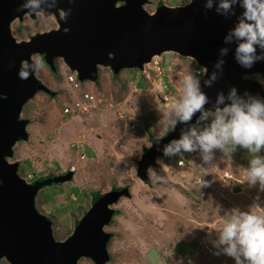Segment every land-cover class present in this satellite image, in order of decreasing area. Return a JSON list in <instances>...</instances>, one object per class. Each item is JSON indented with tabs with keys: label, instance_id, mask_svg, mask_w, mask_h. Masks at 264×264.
I'll list each match as a JSON object with an SVG mask.
<instances>
[{
	"label": "rangeland",
	"instance_id": "obj_1",
	"mask_svg": "<svg viewBox=\"0 0 264 264\" xmlns=\"http://www.w3.org/2000/svg\"><path fill=\"white\" fill-rule=\"evenodd\" d=\"M163 1L169 5L184 3ZM155 2L152 0L146 9L153 12ZM54 25L53 18L42 14L26 15L13 21L12 32L18 40H25ZM33 57L38 60L40 55ZM157 58L161 73L151 66V73L143 72L146 77L137 68L121 70L118 76L123 83L128 82L129 90L126 96L122 93V99L115 98L114 106L106 101L110 93L113 96L118 90L111 73L113 84L107 93L109 83L106 86L104 79L98 83L78 80L80 87L75 88L67 80L70 69L60 67V82H56L54 72L39 62L37 76L58 93L52 97L39 91L23 105L21 116L30 119L29 138L16 142L14 156L9 160L19 161V174L25 178L33 175L30 181L62 174L74 165L71 180L45 186L36 195L37 208L54 216L53 231L58 240L73 232L76 220L92 205L93 191L104 193L113 186L130 185L132 195L116 203L120 214L105 226L107 231H115L109 243L111 260L106 264H181L179 254L186 257L183 264H234L232 257L217 254L215 228L221 226L227 212L254 206L257 212L264 211V189L259 182L247 181L246 168L231 156L232 152L226 155L215 150L211 163H205L198 151L185 152L190 161L184 160L182 165L175 156H158L164 168L158 163L150 168L164 179L152 180L151 185L142 182L137 174L138 159L151 144L150 135L161 136L171 128L166 121L171 104L181 94L182 78L203 67L195 58L174 51L163 52ZM105 73L101 70L102 78ZM171 79L177 87L166 104L162 96L170 94L165 82ZM91 90L93 101L84 98V92ZM77 101L89 109L81 111ZM65 106L70 113L64 111ZM84 137L87 152L83 158L73 144ZM201 245L205 250H199ZM5 260L2 258L0 264H9ZM79 263L93 264L87 258H81Z\"/></svg>",
	"mask_w": 264,
	"mask_h": 264
},
{
	"label": "water",
	"instance_id": "obj_2",
	"mask_svg": "<svg viewBox=\"0 0 264 264\" xmlns=\"http://www.w3.org/2000/svg\"><path fill=\"white\" fill-rule=\"evenodd\" d=\"M117 1L123 4L118 6ZM147 2L57 0L56 7L47 9L51 0H44L41 7L47 13H43L55 12L59 26L18 40L12 32L13 21L35 13L18 10L23 0H0V257H5L9 264H80L82 257L90 258L94 264H106L111 260L109 243L113 235L105 226L117 214L114 205L121 197L131 195L128 187L102 193L69 236L63 240L55 238L52 221L37 208L36 195L45 186L71 180L74 173L68 169L29 182L19 174L20 162L9 160L14 156L16 142L29 138L30 119L21 116L23 105L39 91L55 95L37 76V66L26 79H21L18 76L21 65H31L34 54H41L51 70L56 71V59L62 57L79 80L97 82L100 65L117 73L130 67L143 71L153 57L174 51L195 58L211 71L222 38L235 20L234 16L226 18L214 9L205 14L204 0H193L187 6L163 4L153 12L146 9ZM69 7L72 8L69 16L58 15V8L66 13ZM240 11L237 7V13ZM66 26L70 31H64ZM225 59L223 76L211 87L202 82L203 90L211 98L205 107L211 106L218 90L227 91L231 85L264 96L257 80L242 79L244 72L264 75V61L257 62L252 69H244L231 52ZM195 119L194 116L192 122ZM186 127L177 123L167 135L151 140L137 165V174L144 183L152 184L148 169L163 155V145L178 138Z\"/></svg>",
	"mask_w": 264,
	"mask_h": 264
},
{
	"label": "clouds",
	"instance_id": "obj_3",
	"mask_svg": "<svg viewBox=\"0 0 264 264\" xmlns=\"http://www.w3.org/2000/svg\"><path fill=\"white\" fill-rule=\"evenodd\" d=\"M43 2L44 0H23L18 10L27 9L35 14L47 13V10L41 7ZM192 3L193 0H184L185 6ZM56 5L57 0H51L47 9ZM237 7L242 11L237 13ZM203 8L205 14L207 10L214 9L217 14L226 18L234 16L235 20L222 38L223 42L217 50V58L212 64V70L209 71V68L202 65L203 67L182 78L181 94L171 104L166 124L168 127H173L179 123L187 127L181 129L178 138H172L165 143L161 151L164 156L169 157L198 151L205 163H211L215 150L227 155L239 146L250 154L245 169L247 181L250 184L259 182L261 189H264V155L261 154L264 151V96L247 88L241 91L237 85H231L227 91L218 90L211 106L205 107L209 105L211 98L202 87V82L204 86L211 87L223 76L225 58L229 52L232 53L235 62L244 69H252L257 62L264 61V0H204ZM71 12L72 8L69 7L66 13L61 15L69 16ZM64 31L68 32L70 28L66 26ZM38 63L37 58L33 57L31 65L22 64L18 76L26 79L29 71L36 70ZM101 70L106 71L103 78ZM71 73L76 71L72 70ZM110 73L112 74L111 68L100 65L97 82L81 81L78 77L77 79L92 83L104 79L106 84L108 78L110 85L108 87L106 84V86L109 93L113 84ZM247 73L250 72L242 73V79L248 78ZM256 80L264 89V78L258 74ZM68 82L71 83L69 80ZM170 83L166 85L167 89L171 90L172 98V92L176 87L171 84L169 88ZM111 94L108 98L105 94L103 98L107 99L109 106H114L116 102ZM194 116L196 119L192 122ZM156 163L164 168L163 161L159 157ZM148 173L150 180L164 179L163 175L158 174L153 168H149ZM26 179L29 181V175ZM223 217L221 226L215 228L217 238L213 243L219 250L217 254L222 252L232 257L234 264H264V211L257 212L254 206L246 211L227 212Z\"/></svg>",
	"mask_w": 264,
	"mask_h": 264
},
{
	"label": "trees",
	"instance_id": "obj_4",
	"mask_svg": "<svg viewBox=\"0 0 264 264\" xmlns=\"http://www.w3.org/2000/svg\"><path fill=\"white\" fill-rule=\"evenodd\" d=\"M133 68H135V67H133ZM51 69V68H50ZM137 69H139V68H137ZM71 71H72V69H70ZM121 72V71H120ZM120 72H114V71H112V76H113V80H114V86L116 85V83L118 84V90H115L114 92H113V98H114V100H115V98H116V101H118L119 99H122L124 96H126L127 95V93H128V90H129V85H128V82L125 80L124 82L125 83H123V79H121V77H119L118 75L120 74ZM144 71H142V73H143ZM118 76V77H117ZM143 76H145L146 77V74H144L143 73ZM166 84H167V81L165 82ZM57 92L58 91H56V94H55V91H54V94L55 95H57ZM122 93H124V96L122 95ZM54 95V96H55ZM54 96H52V97H54ZM115 101V102H116ZM174 128V126L173 127H171L166 133H168L169 131H171L172 129ZM166 133H164V134H166ZM164 134H162V135H164ZM152 137H156V136H154L153 134L152 135H150V138H152ZM27 141V140H26ZM146 149V148H145ZM263 153H264V151H262V155H263ZM231 156L236 160V161H238V162H240L241 164H242V166L243 167H245V168H247V166H248V161H249V157H250V154L247 152V150H245V149H243V148H240L239 146L231 153ZM189 158V157H188ZM190 159V158H189ZM20 166H21V164H19V168H20ZM48 176H52V174H49V175H47V176H43V177H48ZM34 178H35V176H34ZM38 178H42V176H39V177H37V178H35V179H38ZM34 179V180H35ZM123 187H128L129 188V190H130V193H131V195H132V192H131V189H130V185L128 184V183H126V184H124V185H121V186H113L112 187V189H121V188H123ZM92 195H91V197H92V201H91V204L93 203V202H95L96 200H97V198L99 197V196H101V191L100 190H95V191H93L92 193H91ZM130 195V196H131ZM87 208L84 210V212H83V216L86 214V212H87ZM121 209H117V211H116V213L117 214H120V211ZM51 215V216H50ZM47 214V216L50 218V219H52L51 221H52V223L54 224V220H53V218L52 217H54L53 216V214ZM82 216V217H83ZM82 217H79L77 220H76V222H75V226H77L79 223H80V221H81V218ZM115 217H116V214L114 215V219H115ZM113 220V219H112ZM114 221V220H113ZM112 221V222H113ZM110 225V224H109ZM110 232H112V235H113V237L115 236V231H110ZM54 234L56 235L57 234V232L55 231L54 232ZM202 249H204V247L201 245V246H199V250L201 251ZM205 250V249H204ZM185 255V254H184ZM2 258H5V257H0V260L2 259ZM82 258H87V259H89V261L90 262H92L93 263V261L90 259V258H88V257H82ZM6 259V258H5ZM6 261V260H5ZM94 264V263H93Z\"/></svg>",
	"mask_w": 264,
	"mask_h": 264
},
{
	"label": "built area",
	"instance_id": "obj_5",
	"mask_svg": "<svg viewBox=\"0 0 264 264\" xmlns=\"http://www.w3.org/2000/svg\"><path fill=\"white\" fill-rule=\"evenodd\" d=\"M157 57H158V56L153 57V59H152V61H151L150 63H146V64H145L144 72H148V74L151 73L150 70H149V69H150V66H151L152 68H154V70H155L156 73H161V72H163V71H162L161 63H160V61H159V59H158ZM198 69H199V68H198ZM68 80L73 84L74 87H76V88H79V87H80V83L78 82V79H77L76 73H71V74H69V75H68ZM171 81H172L171 84H172L174 87H177V86H176V83L173 82L172 79H171ZM108 83H109V80H108V78H107V82H106V84L108 85ZM109 85H110V83H109ZM163 95H164V96H162V100H163V102H165L166 104H168L169 101L171 100V94H167V93L165 92ZM94 97H95V96H94V92H93L92 90H91V93H90V92H84V98H85V99H88V100H90V101H93V100H94ZM76 106H77L78 108H80L81 111H86V110L89 109V107L83 105V104H82L81 102H79V101L76 102ZM93 106H95V105H92L91 107H93ZM64 111H65L66 113H70V108H69L68 106H65ZM76 146H77V151L81 152V155H82V157L84 158V157L86 156V152H87V149H86V139H85V137H84V138H81V140H79V141L76 143ZM175 157L180 158V160L178 161V164H179V165H182V164H183L182 162H184V160H185V161H189V159L187 158V156H186L185 153H183L182 156H180V155H175ZM73 166H74V165L71 166V168H70L71 170H73ZM31 177H32V175H29V178H31Z\"/></svg>",
	"mask_w": 264,
	"mask_h": 264
},
{
	"label": "flooded vegetation",
	"instance_id": "obj_6",
	"mask_svg": "<svg viewBox=\"0 0 264 264\" xmlns=\"http://www.w3.org/2000/svg\"><path fill=\"white\" fill-rule=\"evenodd\" d=\"M152 2V0H148V2L145 4V5H148V4H150ZM173 4H170V5H183L184 3H177V2H172ZM121 4H123V1H117V5L118 6H120ZM163 4H167V5H169L166 1H163V0H156V2H155V5H154V7H155V10L159 7V6H161V5H163ZM61 13H64V11H63V9H61V8H58V15H60V16H62L61 15ZM39 14H42V16H44V17H47V18H53V22L55 23V25L53 26V27H51V28H49L48 30H46V31H50V30H52V29H55V28H57L58 26H59V23H58V21H57V15H56V13L55 12H52L51 14H49V15H46V14H44L43 12H41V13H39ZM26 15H29V16H31V17H36L38 14H34V15H32V14H30V13H27V14H25L23 17H25ZM42 32H45V31H42ZM34 34H32L31 36H33ZM31 36H29L28 38H30ZM34 55H36V54H34ZM38 61L39 62H41V63H44L45 65H46V67H48L49 69H50V66L48 65V63L46 62V60H45V58H44V56L43 55H41L40 54V58L38 59ZM56 61H57V69H56V71H53L54 73H53V75H54V77H56L54 80L57 82H60V80L58 79V76H59V71H60V67H66V68H68V69H71L69 66H68V64L64 61V59L62 58V57H58L57 59H56ZM261 75V78H264V75L262 74V73H260V72H253V73H250L249 75H247L248 76V78H252V79H255L256 80V76L257 75ZM47 86L49 85L48 83H46V81L45 80H43L41 77H39ZM49 78H51V79H53L52 77H50L49 76ZM49 87V86H48ZM52 90V89H51ZM52 91H55V90H52ZM45 92V91H44ZM46 94H48V95H50L49 93H47V92H45ZM58 93V92H57ZM55 94H56V91H55ZM51 96V95H50ZM56 96V95H55ZM164 135H167V133L166 134H164ZM164 135H161L162 137L164 136ZM156 137H160V136H156ZM156 137H152V138H150V143H151V140L153 139V138H156ZM150 146V145H149ZM148 147V146H147ZM146 147V148H147ZM145 150V149H144ZM144 152V151H143ZM143 154V153H142ZM142 156V155H141ZM141 158V157H140ZM140 158L138 159V161L140 160ZM30 181V180H29ZM34 181V180H33ZM32 182V181H31ZM114 207H116V206H114Z\"/></svg>",
	"mask_w": 264,
	"mask_h": 264
},
{
	"label": "crops",
	"instance_id": "obj_7",
	"mask_svg": "<svg viewBox=\"0 0 264 264\" xmlns=\"http://www.w3.org/2000/svg\"><path fill=\"white\" fill-rule=\"evenodd\" d=\"M179 254V253H178ZM177 255V254H176ZM180 255V256H179ZM179 255H177V257H178V259L180 260L179 262H181V264H183L184 263V259H186V257H184L183 255H181V254H179ZM188 259V258H187ZM152 264V263H151Z\"/></svg>",
	"mask_w": 264,
	"mask_h": 264
}]
</instances>
